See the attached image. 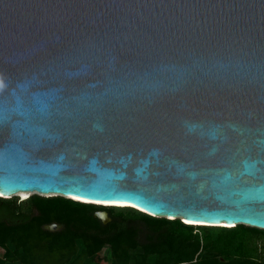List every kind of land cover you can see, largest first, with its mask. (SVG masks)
I'll return each instance as SVG.
<instances>
[{
    "label": "water",
    "instance_id": "1",
    "mask_svg": "<svg viewBox=\"0 0 264 264\" xmlns=\"http://www.w3.org/2000/svg\"><path fill=\"white\" fill-rule=\"evenodd\" d=\"M21 191L264 229V0H0V196Z\"/></svg>",
    "mask_w": 264,
    "mask_h": 264
},
{
    "label": "trees",
    "instance_id": "2",
    "mask_svg": "<svg viewBox=\"0 0 264 264\" xmlns=\"http://www.w3.org/2000/svg\"><path fill=\"white\" fill-rule=\"evenodd\" d=\"M0 248L3 264H264V229L193 225L61 195L0 196Z\"/></svg>",
    "mask_w": 264,
    "mask_h": 264
},
{
    "label": "bare ground",
    "instance_id": "3",
    "mask_svg": "<svg viewBox=\"0 0 264 264\" xmlns=\"http://www.w3.org/2000/svg\"><path fill=\"white\" fill-rule=\"evenodd\" d=\"M36 192V191H35ZM34 192V193H35ZM30 193L32 192H29V191H21V192H18L17 194L21 197V198H26L30 195ZM1 195V194H0ZM105 204H116V205H120V206H126V205H132L134 207H137L136 205L134 204H130V203H126V202H104ZM138 209H141L139 207H137ZM222 225H226L225 223H223Z\"/></svg>",
    "mask_w": 264,
    "mask_h": 264
},
{
    "label": "rangeland",
    "instance_id": "4",
    "mask_svg": "<svg viewBox=\"0 0 264 264\" xmlns=\"http://www.w3.org/2000/svg\"><path fill=\"white\" fill-rule=\"evenodd\" d=\"M34 194V192L30 193V195ZM16 196V195H15ZM20 199H22L19 195H17ZM108 253V248L105 247L100 253H99V260L103 263L105 261V256ZM3 249L0 248V264H3ZM107 261V260H106ZM108 263V262H107ZM5 264H10V263H5Z\"/></svg>",
    "mask_w": 264,
    "mask_h": 264
}]
</instances>
